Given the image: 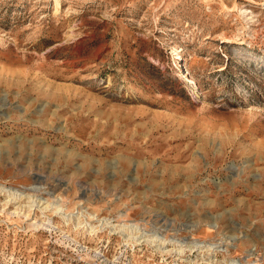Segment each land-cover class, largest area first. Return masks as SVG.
<instances>
[{
    "label": "rangeland",
    "instance_id": "rangeland-1",
    "mask_svg": "<svg viewBox=\"0 0 264 264\" xmlns=\"http://www.w3.org/2000/svg\"><path fill=\"white\" fill-rule=\"evenodd\" d=\"M0 264H264V0H0Z\"/></svg>",
    "mask_w": 264,
    "mask_h": 264
}]
</instances>
